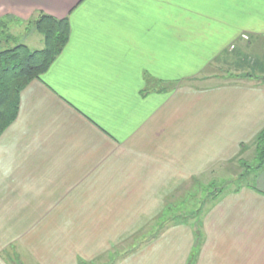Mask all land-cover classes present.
Returning a JSON list of instances; mask_svg holds the SVG:
<instances>
[{
    "label": "crops",
    "instance_id": "0c3cea01",
    "mask_svg": "<svg viewBox=\"0 0 264 264\" xmlns=\"http://www.w3.org/2000/svg\"><path fill=\"white\" fill-rule=\"evenodd\" d=\"M41 14L68 19L70 39L0 137V264L19 245L41 264H94L264 129V0H0L34 51ZM242 55L255 77L196 84ZM200 231L193 264H264V168ZM196 240L119 264H189Z\"/></svg>",
    "mask_w": 264,
    "mask_h": 264
},
{
    "label": "rangeland",
    "instance_id": "374dc122",
    "mask_svg": "<svg viewBox=\"0 0 264 264\" xmlns=\"http://www.w3.org/2000/svg\"><path fill=\"white\" fill-rule=\"evenodd\" d=\"M2 26L4 27V25ZM9 31L12 33L11 28ZM13 31L17 33L18 28H15ZM15 45L16 43L13 45V42H10L7 45L2 42V45H0V52L4 51L7 46L14 47ZM251 54H253L254 57L256 56L254 53ZM248 57L246 65L249 64L245 67L239 66V68H235L231 62L219 61L221 69L215 66L217 69L212 71L216 77H214L212 81L204 80L203 82H197L196 84L198 86H206L221 83L222 81H228L224 80V78H243L246 75V72L256 75L254 72L255 67H253L254 62H251L255 59L253 60ZM236 61L240 65L245 63L244 60H241V57ZM261 83L264 84L263 82ZM256 158V149L254 145L251 144L246 148H243L236 161L228 164H220L219 166L212 168L209 172L199 176L200 178L190 182L188 186H186L187 184L184 187L181 186L178 192L179 194L177 193L173 196L174 201L168 203L162 211L158 212V216L154 221L146 222L145 220L141 222L140 227L132 228L135 232L132 231V234H129L127 238L122 242H119L117 246L104 256V258L96 260L94 264H119L123 261L131 260L134 256H139L144 252L152 251L156 246L162 243L163 249L167 251L173 246V244H175V242H173V236L184 234L187 231H190L191 234L196 236L195 228L200 224L203 214L210 205L218 201L219 194L221 196L222 193L224 194L226 192L238 190L241 187L251 184L252 178L255 177V173L252 174V171L247 168L250 167L254 169L257 167ZM248 171H250L249 173L252 175H250ZM217 196L218 198L215 199ZM173 230L178 231L174 233ZM169 232H171L170 235L160 242V237ZM24 249L26 248L23 245L18 246L17 257H14L13 252L7 253L6 256L9 257V259H6L7 264H41L40 259H37L31 253H27ZM130 254L133 255L129 257ZM125 257H127L126 260Z\"/></svg>",
    "mask_w": 264,
    "mask_h": 264
},
{
    "label": "trees",
    "instance_id": "16d2710c",
    "mask_svg": "<svg viewBox=\"0 0 264 264\" xmlns=\"http://www.w3.org/2000/svg\"><path fill=\"white\" fill-rule=\"evenodd\" d=\"M10 24L11 21H0V45L2 42L5 44L16 43L14 47H8L0 52V137L18 117L21 93L49 70L70 39L68 19L59 20L52 16L41 14L34 25L37 32L45 40V48L34 51L25 44L17 43V39L9 33ZM240 57L245 62H241L243 63L241 67L247 66V58L244 56ZM237 67L239 68V65ZM251 77H255V75L246 72L242 79ZM261 80L264 83V79ZM171 85L175 86L177 84ZM253 145L256 149L257 167L254 169L248 167L247 169L252 171V174L255 173L256 176L264 168V129L255 137ZM249 174L252 175L251 173ZM218 196L220 197V194ZM195 233L197 248L189 264H193L198 252V244L201 239L200 224L195 228Z\"/></svg>",
    "mask_w": 264,
    "mask_h": 264
},
{
    "label": "built area",
    "instance_id": "2783aa9c",
    "mask_svg": "<svg viewBox=\"0 0 264 264\" xmlns=\"http://www.w3.org/2000/svg\"><path fill=\"white\" fill-rule=\"evenodd\" d=\"M243 40L247 41V40H249V37H248V36H243ZM234 49H235V47L233 46V47L231 48V50H234Z\"/></svg>",
    "mask_w": 264,
    "mask_h": 264
}]
</instances>
